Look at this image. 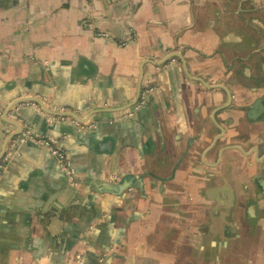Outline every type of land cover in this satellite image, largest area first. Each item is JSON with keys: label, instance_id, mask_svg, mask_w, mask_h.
I'll return each instance as SVG.
<instances>
[{"label": "crops", "instance_id": "obj_1", "mask_svg": "<svg viewBox=\"0 0 264 264\" xmlns=\"http://www.w3.org/2000/svg\"><path fill=\"white\" fill-rule=\"evenodd\" d=\"M263 81L264 0H0V264H264V208L226 182L256 174L229 145Z\"/></svg>", "mask_w": 264, "mask_h": 264}, {"label": "flooded vegetation", "instance_id": "obj_2", "mask_svg": "<svg viewBox=\"0 0 264 264\" xmlns=\"http://www.w3.org/2000/svg\"><path fill=\"white\" fill-rule=\"evenodd\" d=\"M242 87L240 101L242 116L237 135L239 143H232L229 147L239 149L244 157L251 158L247 167L250 163L255 164L257 170L256 174L252 176L245 171L248 169L245 168V165L238 163L237 170L234 165H231L227 172L226 182L229 185H234L236 175L239 174L241 189L253 188L256 193L255 198L251 199L252 202L264 208V81L262 84H257L256 91L247 82H243ZM231 98H229V102L233 103ZM231 103L229 107H231ZM224 130V128L223 130L220 128L217 139L223 136Z\"/></svg>", "mask_w": 264, "mask_h": 264}, {"label": "built area", "instance_id": "obj_3", "mask_svg": "<svg viewBox=\"0 0 264 264\" xmlns=\"http://www.w3.org/2000/svg\"><path fill=\"white\" fill-rule=\"evenodd\" d=\"M102 35H107V34L102 33ZM71 120L82 130L94 128L93 124L80 123L74 119H71ZM20 141L21 142H31L39 147L47 149L54 157H56L60 169L67 175L70 182L74 185L79 184L77 172L73 165L70 155L60 145L59 141L55 137L42 136L36 131V129L33 126L26 124L21 134ZM10 154L11 152H9L8 154V151H7L4 157L6 158V155L8 156ZM4 167H5V164L0 163V172L2 171Z\"/></svg>", "mask_w": 264, "mask_h": 264}, {"label": "water", "instance_id": "obj_4", "mask_svg": "<svg viewBox=\"0 0 264 264\" xmlns=\"http://www.w3.org/2000/svg\"><path fill=\"white\" fill-rule=\"evenodd\" d=\"M171 56H173V55H171ZM192 78H196V77H192ZM210 86H212V85H210ZM213 87V86H212ZM28 100H33V101H36V102H38V103H40V101L37 99V98H34V97H24V98H20L15 104H18V103H20V102H24V101H28ZM56 114V113H55ZM57 115H59L58 113H57ZM66 115H70V114H62V116H66ZM73 116H74V114H73ZM76 118V117H75ZM221 128V130H223V128L222 127H220ZM17 134H13V135H11L7 140H6V142H5V145H4V147H3V150H2V152H1V154H0V161L2 160V158L5 156V154L7 153V150H8V148H9V144H10V142L14 139V137L16 136Z\"/></svg>", "mask_w": 264, "mask_h": 264}]
</instances>
